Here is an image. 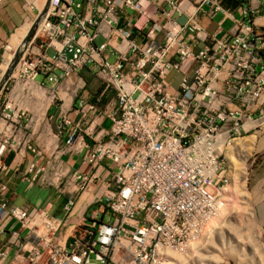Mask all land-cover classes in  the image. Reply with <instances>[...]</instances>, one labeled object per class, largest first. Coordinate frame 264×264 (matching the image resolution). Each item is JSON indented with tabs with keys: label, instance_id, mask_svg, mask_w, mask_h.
Wrapping results in <instances>:
<instances>
[{
	"label": "built area",
	"instance_id": "1",
	"mask_svg": "<svg viewBox=\"0 0 264 264\" xmlns=\"http://www.w3.org/2000/svg\"><path fill=\"white\" fill-rule=\"evenodd\" d=\"M232 1L22 0L23 27L30 24L23 46L11 47L19 29L0 41V78L6 53L14 51L10 67L22 53L0 91V100L8 91L0 157L32 121L9 104L16 87L24 100L56 106L62 143L47 156L23 142L36 157L24 171L0 163V264H173L226 216L242 144L264 148V0ZM84 70L103 85L97 102ZM67 153L94 172L72 169ZM105 163L112 169L103 179ZM12 171L22 182L63 178L64 215L11 204ZM100 182L90 219L73 223L78 202Z\"/></svg>",
	"mask_w": 264,
	"mask_h": 264
},
{
	"label": "crops",
	"instance_id": "2",
	"mask_svg": "<svg viewBox=\"0 0 264 264\" xmlns=\"http://www.w3.org/2000/svg\"><path fill=\"white\" fill-rule=\"evenodd\" d=\"M226 5L233 6L234 3L232 0H226ZM155 11L154 5H150L148 14L153 15ZM26 16L27 12L22 8V0H7L4 3L0 14V41L10 40L9 38L18 29L23 27ZM133 18H129L130 21H135ZM180 21L185 22L186 19L181 18ZM201 22L206 26H210L211 30H213L216 25L215 23H209L206 19H202ZM119 25L120 27H125L127 23H125L123 19H120ZM161 38L162 36L160 35L159 40H161ZM137 41L139 43H144V36L140 35V37L137 38ZM82 75L88 82L86 91L87 96L93 102H97V95L102 91L103 85L88 70H84ZM170 78L174 85L177 86L179 75L172 74ZM38 81L42 82L43 77H40ZM22 95L21 88L16 87L11 95L12 101H9V104H14H12L14 112H16L15 110L18 108L27 109L28 117L31 118L32 121L29 123V129L19 134V144H15L17 147L16 150L11 149L1 156L0 163L2 162L12 168L20 166L21 170L24 171L30 161L36 160L34 154L27 150L24 145L25 142H27L28 145L32 144L34 146H39L40 149L45 151L47 156H55L58 153V147L61 146L62 138L58 134L56 106L50 105L49 99H42L41 97L38 98L37 96H34L24 100ZM7 102V97L1 98V107L3 108ZM106 102L107 99H104L100 105L103 106ZM52 110H55V112L52 113ZM9 111L12 112V110ZM24 124L26 123L24 122ZM24 129L26 128L24 127ZM62 159L63 162L67 163L72 169H77L81 173L92 174L94 172L89 166L81 164L78 157L71 153L65 154ZM104 166L105 168L101 171V177L103 179L108 176V169H112L109 163H105ZM1 176L2 174L0 172V179ZM62 182H64L63 178L58 180L52 176H48L46 181L40 179L36 182H22L17 177V174L12 171L9 177V201L11 204L24 207L27 210L42 208L50 215L62 217L68 199L67 191L64 189ZM101 183L102 182L95 184L92 192L82 197L78 202L72 217L73 223L79 222L81 217H87V219H90V213L94 211L95 209L93 208L96 207V205H91L95 198V194L96 192L103 190L100 186ZM249 196L250 197L247 195L249 198L247 202L254 207V212L251 214L249 213V215L253 217L254 223H246V225H262V228L264 229V181L255 183L254 191ZM105 216L106 215H103V217ZM100 217L102 216L100 215ZM260 244L263 245V254H261L262 259H260L264 260V238Z\"/></svg>",
	"mask_w": 264,
	"mask_h": 264
},
{
	"label": "rangeland",
	"instance_id": "3",
	"mask_svg": "<svg viewBox=\"0 0 264 264\" xmlns=\"http://www.w3.org/2000/svg\"><path fill=\"white\" fill-rule=\"evenodd\" d=\"M220 19L219 15L216 21ZM229 26L227 23L225 29ZM11 47L15 50L12 41ZM13 54L14 51L6 53L8 61L5 71ZM7 93L4 90L1 98ZM252 140L255 141L249 139L242 144L243 157L231 164L234 172L231 187L233 198L226 208V216L222 220L216 218L211 223L204 239L192 253L189 252L191 255H174L173 264H264V260H261L263 245L260 244L264 238V229L262 225H246L254 223L253 217L249 215L254 212V207L247 202L248 197L254 191L255 183L264 181V148L260 146L255 149L250 144ZM107 218L105 216V220Z\"/></svg>",
	"mask_w": 264,
	"mask_h": 264
},
{
	"label": "bare ground",
	"instance_id": "4",
	"mask_svg": "<svg viewBox=\"0 0 264 264\" xmlns=\"http://www.w3.org/2000/svg\"><path fill=\"white\" fill-rule=\"evenodd\" d=\"M44 6H45V2L43 3V5H42V7L44 8ZM29 30H30V24H28V25H26V26H24V27H22L21 29H19L17 32H16V34H14L13 35V37H12V44H14L15 45V49L16 50H18L19 48L21 49V47L23 46V44H24V40L26 39V37L28 36V33H29ZM12 59H13V56H11V59H10V62L12 61ZM10 67V64L8 65V67H7V69H6V71L4 72V74H6V72L11 68H9ZM5 77V75H2V77L0 78V81H1V79H2V81L4 80V77ZM2 81H1V83H2ZM250 144L252 145V147H253V145L255 146V141H253L252 140V142H250ZM255 149H256V146H255ZM245 153V152H244ZM245 156V155H244ZM216 219V218H215ZM214 219V220H215ZM213 220V221H214ZM212 221V222H213ZM192 249V248H191ZM190 249V250H191ZM198 249V248H197ZM189 255V254H188ZM188 255H186L185 257H188ZM191 255V254H190Z\"/></svg>",
	"mask_w": 264,
	"mask_h": 264
},
{
	"label": "water",
	"instance_id": "5",
	"mask_svg": "<svg viewBox=\"0 0 264 264\" xmlns=\"http://www.w3.org/2000/svg\"><path fill=\"white\" fill-rule=\"evenodd\" d=\"M34 30H35V28L32 30L31 35L34 33ZM30 36L28 37L27 41L30 39ZM21 54H22L21 51L16 53L11 68L6 72L4 80L0 84V91L2 90V87L5 85V83L8 81V79L10 78V75H11L12 71L14 70V68H15V66H16V64H17V62H18V60H19V58L21 56Z\"/></svg>",
	"mask_w": 264,
	"mask_h": 264
}]
</instances>
